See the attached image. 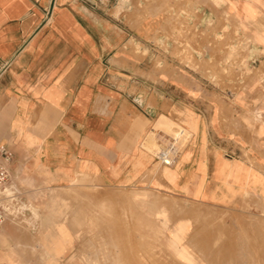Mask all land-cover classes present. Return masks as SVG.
I'll return each mask as SVG.
<instances>
[{
  "label": "crops",
  "instance_id": "obj_1",
  "mask_svg": "<svg viewBox=\"0 0 264 264\" xmlns=\"http://www.w3.org/2000/svg\"><path fill=\"white\" fill-rule=\"evenodd\" d=\"M115 3L0 0V144L13 152L11 169L35 164L109 186L152 184L196 200L238 201L253 168L250 148L256 177H264V85L257 102H184V88L153 71L147 49L143 65L121 51L131 35ZM182 5L226 26L217 47L195 42L204 57L225 55L223 44L234 52L247 36L241 54L264 77V0ZM251 107L260 109L263 123L255 127L254 147ZM162 117L185 120L192 134L167 169L150 151L153 123Z\"/></svg>",
  "mask_w": 264,
  "mask_h": 264
},
{
  "label": "rangeland",
  "instance_id": "obj_2",
  "mask_svg": "<svg viewBox=\"0 0 264 264\" xmlns=\"http://www.w3.org/2000/svg\"><path fill=\"white\" fill-rule=\"evenodd\" d=\"M115 2V14L131 35L121 51L143 65L147 49L153 71L184 88V102H257L264 77L241 54L247 36L238 39L234 52L223 44L218 49L226 54L210 59L194 44L202 40L217 47L226 26L186 9L185 0ZM221 17L227 18L225 12ZM162 37L168 45H161ZM249 111L248 143L254 147L262 114L256 107ZM170 119L153 123L150 151L159 152L173 137L177 159L192 134L185 120ZM246 156L253 168L234 203L196 200L152 184L109 186L35 164L22 172L10 167L0 264H264V177H256L254 148Z\"/></svg>",
  "mask_w": 264,
  "mask_h": 264
},
{
  "label": "built area",
  "instance_id": "obj_3",
  "mask_svg": "<svg viewBox=\"0 0 264 264\" xmlns=\"http://www.w3.org/2000/svg\"><path fill=\"white\" fill-rule=\"evenodd\" d=\"M177 139L171 138L167 145L157 153V159L161 164L172 165L178 153ZM13 160L12 150L5 144H0V225L6 217L7 201L10 199L8 193L10 164Z\"/></svg>",
  "mask_w": 264,
  "mask_h": 264
},
{
  "label": "bare ground",
  "instance_id": "obj_4",
  "mask_svg": "<svg viewBox=\"0 0 264 264\" xmlns=\"http://www.w3.org/2000/svg\"><path fill=\"white\" fill-rule=\"evenodd\" d=\"M123 1V0H122Z\"/></svg>",
  "mask_w": 264,
  "mask_h": 264
}]
</instances>
